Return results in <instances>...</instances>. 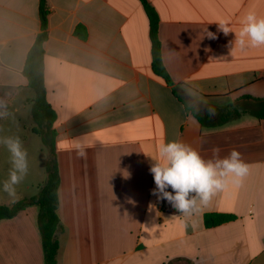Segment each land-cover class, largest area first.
I'll list each match as a JSON object with an SVG mask.
<instances>
[{
    "label": "crops",
    "instance_id": "obj_1",
    "mask_svg": "<svg viewBox=\"0 0 264 264\" xmlns=\"http://www.w3.org/2000/svg\"><path fill=\"white\" fill-rule=\"evenodd\" d=\"M146 1L171 85L151 72L139 0H46L42 78L56 114L62 228L56 264H264V117L252 114L264 106V46L234 44L249 12L264 18V0ZM38 5L0 0V112L9 113L1 124L29 110L23 67L40 32ZM220 20L234 33L225 36ZM178 85L198 106L185 108L172 93ZM234 105L252 113L228 119ZM170 141L204 159L217 147L221 158L235 149L249 173L180 215L152 194L150 166ZM209 213L234 218L205 227ZM37 215L29 207L0 220V264H44Z\"/></svg>",
    "mask_w": 264,
    "mask_h": 264
},
{
    "label": "clouds",
    "instance_id": "obj_2",
    "mask_svg": "<svg viewBox=\"0 0 264 264\" xmlns=\"http://www.w3.org/2000/svg\"><path fill=\"white\" fill-rule=\"evenodd\" d=\"M218 29L225 36L234 33L228 20H220ZM235 34L234 44L241 49L264 46V18H258L254 12H249L242 21V27ZM208 37L215 39V34L209 32ZM214 116L213 109L208 110ZM9 115L7 111L0 112V118ZM11 156V169L8 179L3 184V190L9 196L15 197L16 188L28 172V153L18 136L0 138ZM78 155H86V148L78 145ZM213 157L204 159L198 151L181 141H170L158 146V159H153L150 173L153 176L155 188L152 194L158 200L167 201L180 215H190L198 205H206L218 192L224 190L230 183L240 186L249 173V166L242 159L241 153L232 150L227 156H219L220 149H212ZM171 188V191L168 189Z\"/></svg>",
    "mask_w": 264,
    "mask_h": 264
},
{
    "label": "trees",
    "instance_id": "obj_3",
    "mask_svg": "<svg viewBox=\"0 0 264 264\" xmlns=\"http://www.w3.org/2000/svg\"><path fill=\"white\" fill-rule=\"evenodd\" d=\"M146 12L149 22V38L151 44V72L154 76L160 78L166 84L171 85L166 70L162 64L161 48L158 39V18L154 10L150 7L146 0H139ZM46 0H39L38 17L40 20V32L35 36L30 49H28L23 74L28 81V88L32 97L28 100V130L30 133L39 137L41 144L46 151L45 159V179L37 187V193L29 198H23L10 206L0 205V220L10 219L17 213L29 208L37 207V224L41 236V244L43 251L44 264H56V255L58 251V233L62 230L59 219L56 215L58 206L57 190L59 185V176L57 168V160L55 154V136L56 133L53 125L56 120L54 110L49 106L46 99V92L43 84L42 61H43V44L46 41V17L47 8ZM178 86H173L172 93L179 101L185 104L188 111V104L194 105L193 100L187 92L181 90L178 92ZM196 106H198L196 104ZM250 112L241 106L234 105L228 111V119L239 117L241 114ZM252 113V112H250ZM257 117H264V106H261L259 112L252 113ZM197 118L198 116L195 115ZM203 223L205 227H213L220 225L234 218L229 214H205Z\"/></svg>",
    "mask_w": 264,
    "mask_h": 264
},
{
    "label": "rangeland",
    "instance_id": "obj_4",
    "mask_svg": "<svg viewBox=\"0 0 264 264\" xmlns=\"http://www.w3.org/2000/svg\"><path fill=\"white\" fill-rule=\"evenodd\" d=\"M187 92L193 100L194 97L186 89H181ZM182 94H184L182 92ZM29 111V110H28ZM0 120V138L5 136H18L22 141L24 149L28 153V172L24 179L15 186V197L9 196L3 190V184L8 179L9 171L12 167L11 156L7 148L0 144V204L15 202L22 198H29L37 193V187L45 179V159L46 151L44 150L39 137L35 134H29L27 131L28 112L18 111L12 118H9L5 123ZM26 186V187H25Z\"/></svg>",
    "mask_w": 264,
    "mask_h": 264
}]
</instances>
